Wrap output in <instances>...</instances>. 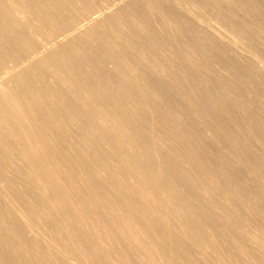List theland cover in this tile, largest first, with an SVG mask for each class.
Here are the masks:
<instances>
[{
    "label": "bare ground",
    "instance_id": "1",
    "mask_svg": "<svg viewBox=\"0 0 264 264\" xmlns=\"http://www.w3.org/2000/svg\"><path fill=\"white\" fill-rule=\"evenodd\" d=\"M263 4L0 0V264H264Z\"/></svg>",
    "mask_w": 264,
    "mask_h": 264
},
{
    "label": "rangeland",
    "instance_id": "2",
    "mask_svg": "<svg viewBox=\"0 0 264 264\" xmlns=\"http://www.w3.org/2000/svg\"><path fill=\"white\" fill-rule=\"evenodd\" d=\"M255 1H257V0H251V2H255ZM264 1V0H263ZM241 6H234V8H236V9H238V10H240V12L243 14L244 12H246L247 10H250V8H252V6H246V8L245 7H241ZM248 7V8H247ZM258 8V9H257ZM257 8L256 9H254V11L253 12H255V14L253 15V13H252V15H248V14H245L244 13V17L245 18H248V19H250L251 17H254L255 16V18H257V19H259L260 17H264V4L263 5H261V6H257ZM262 8V9H261ZM246 9V10H245ZM261 13V14H260ZM259 15V16H258ZM256 22H258L257 20H255V21H253V23L252 22H246L245 23V26H246V24H247V26L246 27H248V26H256V27H259V28H261V32H263V34H262V36H257V37H254V39H257V41L259 40V41H264V28H263V26H264V22H258V23H256ZM216 23V22H215ZM263 23V24H262ZM260 30H257V28L255 29V30H253V32H255V33H258ZM168 53H169V55H168ZM166 55L167 56H170L171 55V53L170 52H168ZM193 71L194 72H192V73H196L197 72V70L196 69H193ZM200 71V70H199ZM202 73L204 72V71H201ZM231 80V79H230ZM264 86L261 84V85H258L256 88H254V89H257L256 91L258 92V94H259V96L261 97H263V99H264ZM249 91H251V90H249ZM263 93V94H262ZM249 148H251L252 149V151H253V154L254 155H256V156H263L264 155V151H263V149H261V148H257V147H254V146H249ZM235 169H237L236 171H235ZM243 169V170H242ZM231 170H233V173L235 174V176H237V175H239V176H241L242 178H244L245 180L246 179H248V180H246V182L245 183H243L242 184V191L243 192H246L247 194H249L250 196L252 195V192H253V188L254 187H257L256 185H258V184H260V180L261 179H259V178H257V177H254V176H252V175H250V174H248V173H250V170L248 169V168H230V171ZM243 171V172H242ZM236 172V173H235ZM237 174V175H236ZM244 177H243V176ZM247 176V177H246ZM251 176V177H250ZM255 179H254V178ZM234 178V177H233ZM252 178V179H251ZM254 181V182H253ZM256 181V182H255ZM253 182V183H252ZM233 183H235V182H232L231 183V186H233V185H235V184H233ZM257 183V184H256ZM233 184V185H232ZM244 186V187H243ZM253 187V188H252ZM251 188V189H250ZM245 189V190H244ZM251 191V192H250ZM251 198H252V200L254 201V202H256V203H260L261 201H263L264 199H262V198H264V196L261 198V197H257V196H255V195H253V196H251ZM257 199V200H256ZM2 201H3V203L4 202H6V200L5 199H2ZM26 261H27V259H26Z\"/></svg>",
    "mask_w": 264,
    "mask_h": 264
}]
</instances>
